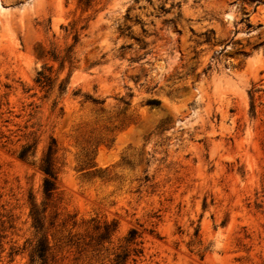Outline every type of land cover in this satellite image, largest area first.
Masks as SVG:
<instances>
[{"label": "rangeland", "instance_id": "1", "mask_svg": "<svg viewBox=\"0 0 264 264\" xmlns=\"http://www.w3.org/2000/svg\"><path fill=\"white\" fill-rule=\"evenodd\" d=\"M135 246L125 264H264V0H0V264Z\"/></svg>", "mask_w": 264, "mask_h": 264}, {"label": "trees", "instance_id": "2", "mask_svg": "<svg viewBox=\"0 0 264 264\" xmlns=\"http://www.w3.org/2000/svg\"><path fill=\"white\" fill-rule=\"evenodd\" d=\"M88 0H85L87 2ZM206 39L208 40L209 37L207 33H204ZM76 37H74V41H76ZM35 83H37L38 86L42 88H46V90H50L53 87L52 81L46 75L43 70H39L36 73L35 77ZM65 83L61 81L57 89L59 92H63L65 90ZM120 100H123L122 97H120ZM146 102L149 105H158L159 100L156 98H149L146 100ZM253 105L251 104V108ZM54 139L51 138L50 142L46 146V149L42 156L40 157L38 161L37 168L39 171L43 174V179H42V193L45 198H49L55 187H56V170L54 168V160H53V153H54ZM35 154V146L34 143H24L20 146L18 152H17V157L23 161H29L30 158H33ZM33 162V161H32ZM31 215L33 217L34 221V227L36 230H40L42 227V222H41V217L39 215V212L35 207H32L31 209ZM138 237V232L135 228H131L127 236L125 237V241L129 244H135L137 245L136 238ZM140 242V241H139ZM47 250L48 246L46 243L45 238L41 235L35 246L33 247L32 253H31V260L38 259L40 260L41 263H44L46 260L47 256ZM130 251H132V255L136 256L141 253V249L139 247H133L132 249H122L120 252H117L110 264H125L127 258L129 255H131ZM133 261H135L134 258H132Z\"/></svg>", "mask_w": 264, "mask_h": 264}]
</instances>
